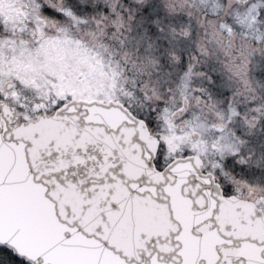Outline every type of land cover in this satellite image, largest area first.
Returning <instances> with one entry per match:
<instances>
[{"label": "snow or ice", "instance_id": "6c2138e0", "mask_svg": "<svg viewBox=\"0 0 264 264\" xmlns=\"http://www.w3.org/2000/svg\"><path fill=\"white\" fill-rule=\"evenodd\" d=\"M0 264H264V0H0Z\"/></svg>", "mask_w": 264, "mask_h": 264}]
</instances>
